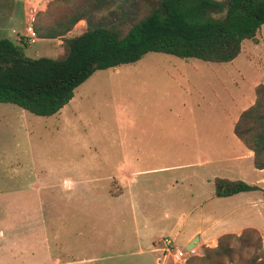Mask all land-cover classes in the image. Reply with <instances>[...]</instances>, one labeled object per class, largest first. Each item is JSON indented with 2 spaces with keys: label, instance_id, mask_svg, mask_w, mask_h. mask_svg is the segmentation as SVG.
Returning a JSON list of instances; mask_svg holds the SVG:
<instances>
[{
  "label": "rangeland",
  "instance_id": "1",
  "mask_svg": "<svg viewBox=\"0 0 264 264\" xmlns=\"http://www.w3.org/2000/svg\"><path fill=\"white\" fill-rule=\"evenodd\" d=\"M12 2L25 55L61 56L62 39L31 41L38 9L31 19L27 5L28 20L22 2L33 0H0L2 14ZM255 37L228 62L149 51L96 69L53 115L1 102L0 264H185L217 243L199 238L194 253L174 259L189 232L208 225L197 206L257 226L264 250L262 191L213 195L215 176L264 181L233 132L264 82V23ZM122 165L135 181L117 172Z\"/></svg>",
  "mask_w": 264,
  "mask_h": 264
},
{
  "label": "trees",
  "instance_id": "2",
  "mask_svg": "<svg viewBox=\"0 0 264 264\" xmlns=\"http://www.w3.org/2000/svg\"><path fill=\"white\" fill-rule=\"evenodd\" d=\"M48 0L32 25L37 38L62 39L58 57L25 55L24 46L0 36V103L42 116L60 110L74 89L96 69L116 67L156 51L206 62L232 61L245 39L264 23V0ZM164 7V11L162 10ZM56 9H59L56 12ZM85 26L69 34L74 25ZM233 132L264 168V82L242 109ZM213 195L223 197L264 187L240 178L215 176ZM185 264H264L262 236L254 226L225 232Z\"/></svg>",
  "mask_w": 264,
  "mask_h": 264
},
{
  "label": "crops",
  "instance_id": "3",
  "mask_svg": "<svg viewBox=\"0 0 264 264\" xmlns=\"http://www.w3.org/2000/svg\"><path fill=\"white\" fill-rule=\"evenodd\" d=\"M46 3L47 2H39V1L38 2H35V0H33V2H22V12H23L22 15L24 17H27L28 20H29L28 11H27V5L28 4H31V5H33V8L30 9L29 16L32 19L34 17L35 11L37 9H43V8H45ZM0 15H1L0 18H3V19H0V32H1L0 33V36H6V37L11 38L10 37V33H14L15 34L14 35L15 36V39L14 40L16 41L18 39V37L22 36L23 34H26V33L20 32L17 28H15L13 26H10V24L12 22L16 21L17 18H18V12L16 10V4H15V2L8 3L7 10H5L3 12V14L0 11ZM28 35H31V33L28 32ZM35 38H37V37L34 36L33 38H31V41H33ZM56 40H59V38H56ZM58 112H56V113H58ZM56 113H54V114H56ZM248 150H250V149H248ZM252 158H253V152H252ZM259 170H260V172L264 173V168L263 169H259ZM117 172H119L120 174H123V173L126 172L127 173V176L126 177L128 178V182L135 181V179H136L135 176H134V174H135L136 171H135V169L133 168L132 165H122V166H120L117 169ZM229 178H238V177H229ZM68 179L69 178H65V180H68ZM263 182L264 181H262V180H258V181L250 182V183H256L259 186L264 187ZM251 191H258V192H260V190H251ZM244 192H247V191H241V192H238V193L241 194V193H244ZM196 208L200 209V211H199V217L201 219L206 218L205 219V222H206V220H208V225H204V226L203 225H198L196 227V229H194L191 232H189V234L187 235V237L185 239V244L186 245L190 242L191 236H193V234L199 233V232H200V234H198L199 235V238H202L204 241H210V244L213 245L214 243H216L218 235H220L223 232H239L245 226H254V227L258 228L255 225H245V224L238 225L235 221L222 219L214 211L211 212V210H210V211L204 212L200 206H197ZM229 212H231V211H229ZM222 229H225V230H223L221 233L217 234L218 233L217 231H220ZM152 245H153V247L151 248V251H155L159 247V246H157V241H155ZM141 250L142 249H139V251H141Z\"/></svg>",
  "mask_w": 264,
  "mask_h": 264
},
{
  "label": "built area",
  "instance_id": "4",
  "mask_svg": "<svg viewBox=\"0 0 264 264\" xmlns=\"http://www.w3.org/2000/svg\"><path fill=\"white\" fill-rule=\"evenodd\" d=\"M29 28H31V27H29ZM32 33H34V32H32ZM194 252H195V248H191V247L186 248L184 251H182L181 249H177L176 252L173 254V257H174L175 260L183 261L184 254L194 253Z\"/></svg>",
  "mask_w": 264,
  "mask_h": 264
},
{
  "label": "water",
  "instance_id": "5",
  "mask_svg": "<svg viewBox=\"0 0 264 264\" xmlns=\"http://www.w3.org/2000/svg\"><path fill=\"white\" fill-rule=\"evenodd\" d=\"M162 10L164 11V7L162 6ZM199 240V235H195L192 240L186 245V248H189L195 244Z\"/></svg>",
  "mask_w": 264,
  "mask_h": 264
}]
</instances>
